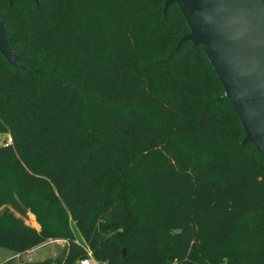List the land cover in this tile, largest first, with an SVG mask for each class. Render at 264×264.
<instances>
[{"label":"trees","instance_id":"trees-1","mask_svg":"<svg viewBox=\"0 0 264 264\" xmlns=\"http://www.w3.org/2000/svg\"><path fill=\"white\" fill-rule=\"evenodd\" d=\"M163 2L0 0V246L65 241L14 264H264V159Z\"/></svg>","mask_w":264,"mask_h":264},{"label":"water","instance_id":"water-1","mask_svg":"<svg viewBox=\"0 0 264 264\" xmlns=\"http://www.w3.org/2000/svg\"><path fill=\"white\" fill-rule=\"evenodd\" d=\"M169 2L188 25L178 42L201 47L240 120L242 141H250L264 159V0H164L163 11ZM0 54L19 65L1 18Z\"/></svg>","mask_w":264,"mask_h":264},{"label":"rangeland","instance_id":"rangeland-1","mask_svg":"<svg viewBox=\"0 0 264 264\" xmlns=\"http://www.w3.org/2000/svg\"><path fill=\"white\" fill-rule=\"evenodd\" d=\"M7 136L10 135L8 133H0V141ZM29 213H27L26 217H24L26 223L30 222L29 220H32V218H34L33 214L29 215ZM32 226H34L33 222ZM64 242L65 241L62 239H48L27 253L23 252L15 255L10 249L0 246V264H5L7 261L14 264L18 261L24 260H39L45 258H53L61 251L63 245L65 244ZM8 258L10 259L7 260ZM48 264H54V261H51Z\"/></svg>","mask_w":264,"mask_h":264},{"label":"built area","instance_id":"built-area-1","mask_svg":"<svg viewBox=\"0 0 264 264\" xmlns=\"http://www.w3.org/2000/svg\"><path fill=\"white\" fill-rule=\"evenodd\" d=\"M10 142H11L10 136H7L1 140V143L3 144H8ZM75 264H101V263L93 258L89 249H85V254L77 258Z\"/></svg>","mask_w":264,"mask_h":264},{"label":"crops","instance_id":"crops-1","mask_svg":"<svg viewBox=\"0 0 264 264\" xmlns=\"http://www.w3.org/2000/svg\"><path fill=\"white\" fill-rule=\"evenodd\" d=\"M29 215H32L31 213H29ZM30 222H28V224H30V225H32V222H33V225H34V227H37V223L35 222V220H34V218H32V220H29ZM40 245V244H39ZM38 245H36V246H33L32 248H30V249H28V250H26V251H23V252H29V251H31V250H33L35 247H37ZM12 251V250H11ZM23 252H21V253H23ZM13 254L15 255V254H17V253H14L13 252ZM40 260V259H39Z\"/></svg>","mask_w":264,"mask_h":264}]
</instances>
